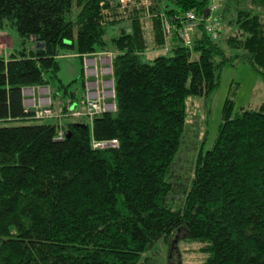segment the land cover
Returning <instances> with one entry per match:
<instances>
[{
	"label": "trees",
	"instance_id": "trees-1",
	"mask_svg": "<svg viewBox=\"0 0 264 264\" xmlns=\"http://www.w3.org/2000/svg\"><path fill=\"white\" fill-rule=\"evenodd\" d=\"M207 5L0 0V31L16 30L22 44L0 52V264H137L178 232L201 244L202 264H264L262 107L234 113L227 99L182 205L166 201L187 100L208 98L223 66L237 61L264 81V0H221L216 39L204 30ZM188 11L199 18L190 46L177 32ZM161 48L171 54L145 60ZM102 51L112 53L115 111L91 122L72 117L85 106L83 68L79 95L62 84L58 58L66 52L83 62ZM51 84L60 117L38 123L22 89L51 94ZM113 139L117 147H93Z\"/></svg>",
	"mask_w": 264,
	"mask_h": 264
},
{
	"label": "rangeland",
	"instance_id": "rangeland-1",
	"mask_svg": "<svg viewBox=\"0 0 264 264\" xmlns=\"http://www.w3.org/2000/svg\"><path fill=\"white\" fill-rule=\"evenodd\" d=\"M226 33L227 31H223L222 35L225 36ZM193 34L188 37L191 42ZM21 48V39L16 30L0 31V52L5 54ZM159 54L170 55L171 51H164L161 48L148 51L143 56L146 61H151ZM58 62L62 84L69 85L71 91L77 90L80 95L83 91L80 78L83 62L74 54L66 52L58 58ZM51 86L53 93L50 94V98L55 99L56 84ZM227 99L231 100L234 113L241 108L262 107L264 110V81L247 63L237 61L233 65H224L220 71L219 85L208 98L194 96L187 100L184 131L169 170L172 189L166 201L170 208L178 209L182 205L191 184L196 158L200 152L212 147ZM52 121L43 119L37 122ZM200 247L199 242L191 241L185 238L183 232H178L168 242L163 239L155 241L142 254L137 264H202L208 254L201 252Z\"/></svg>",
	"mask_w": 264,
	"mask_h": 264
},
{
	"label": "built area",
	"instance_id": "built-area-1",
	"mask_svg": "<svg viewBox=\"0 0 264 264\" xmlns=\"http://www.w3.org/2000/svg\"><path fill=\"white\" fill-rule=\"evenodd\" d=\"M125 3V0H120ZM221 0H208V5L204 17V30L213 39L218 37L219 27V7ZM199 18L194 11H188L179 20L177 28L178 36L184 41L186 46L191 45V39ZM171 29H172V23ZM167 33L171 32L170 25L166 24ZM83 74L85 88V106L82 110H73L72 117H86L91 122L93 117L101 113L115 111L114 101V79L112 66V53L95 52L85 55L83 58ZM24 96V107L26 111H31L36 119H47L60 117L51 108L50 91L45 86L25 87L22 89ZM62 132H58L57 139H62ZM117 140L93 141L94 148H114L117 147Z\"/></svg>",
	"mask_w": 264,
	"mask_h": 264
},
{
	"label": "water",
	"instance_id": "water-1",
	"mask_svg": "<svg viewBox=\"0 0 264 264\" xmlns=\"http://www.w3.org/2000/svg\"><path fill=\"white\" fill-rule=\"evenodd\" d=\"M37 49H38V54H39V55H43V54H44V51H43V44L38 43V44H37Z\"/></svg>",
	"mask_w": 264,
	"mask_h": 264
}]
</instances>
